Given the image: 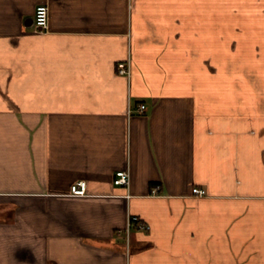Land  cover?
<instances>
[{"label":"crops","instance_id":"1","mask_svg":"<svg viewBox=\"0 0 264 264\" xmlns=\"http://www.w3.org/2000/svg\"><path fill=\"white\" fill-rule=\"evenodd\" d=\"M224 1L0 0V264H264V0Z\"/></svg>","mask_w":264,"mask_h":264},{"label":"built area","instance_id":"2","mask_svg":"<svg viewBox=\"0 0 264 264\" xmlns=\"http://www.w3.org/2000/svg\"><path fill=\"white\" fill-rule=\"evenodd\" d=\"M49 17H50V7L47 3L38 4L35 8L34 13V23L36 27L40 30H46L49 27ZM118 71L120 73H130L129 63L126 61H121L118 63ZM145 107L144 103H141L140 108L143 109ZM130 181V173L127 169H120L116 171V176L114 182L117 184H128ZM86 190V181L79 180L72 185V191L75 194H84ZM193 192L199 195L205 193V189L197 186H193ZM136 216H132L131 222L136 220ZM143 226V224H140Z\"/></svg>","mask_w":264,"mask_h":264},{"label":"rangeland","instance_id":"3","mask_svg":"<svg viewBox=\"0 0 264 264\" xmlns=\"http://www.w3.org/2000/svg\"><path fill=\"white\" fill-rule=\"evenodd\" d=\"M223 3H226L224 0H223ZM228 3V2H227ZM229 4V3H228ZM224 20V19H223Z\"/></svg>","mask_w":264,"mask_h":264}]
</instances>
